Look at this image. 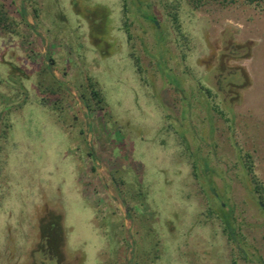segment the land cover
I'll list each match as a JSON object with an SVG mask.
<instances>
[{"label":"rangeland","instance_id":"obj_1","mask_svg":"<svg viewBox=\"0 0 264 264\" xmlns=\"http://www.w3.org/2000/svg\"><path fill=\"white\" fill-rule=\"evenodd\" d=\"M0 1L30 23L0 32V130L12 122L0 137V264H57L38 249L47 215L64 227L68 264H233L224 205L242 233L236 264H264V211L240 158L251 153L264 183V10L240 0ZM177 2L186 40L169 17ZM44 62L65 86L61 108L40 103ZM90 78L103 110L81 97Z\"/></svg>","mask_w":264,"mask_h":264},{"label":"trees","instance_id":"obj_2","mask_svg":"<svg viewBox=\"0 0 264 264\" xmlns=\"http://www.w3.org/2000/svg\"><path fill=\"white\" fill-rule=\"evenodd\" d=\"M220 2L222 4H228L230 2H235L236 0H194V3L196 6L203 5L206 2ZM244 3L260 7L262 10H264V0H240ZM125 5L127 6V2H125ZM178 2L170 4V11H169V17L171 20V23L173 27L176 29L178 34L182 36L183 39H187L186 34L182 31L181 21L179 17L178 12ZM36 10V9H35ZM17 15H14L11 13L10 9L7 7L6 2L0 1V32L3 33H11L14 35H20L21 28L24 25H30L29 21L25 17V10L23 7H19L16 9ZM126 11L128 12V8H126ZM37 16V15H36ZM125 30L127 33V36L129 38H132L131 24L125 19ZM132 57L135 60L136 65L142 70L140 58L139 56L135 55L134 51L131 52ZM51 65L47 62H44L40 73H42V76L38 79V90L41 94L40 96V103L45 106H50L55 109L61 108L58 107V103L65 100L64 92H66L65 86L63 85V82L57 79L56 75L53 73V71L50 69ZM48 75V80L46 78V75ZM14 77V76H13ZM15 78V77H14ZM19 80V79H18ZM17 80V81H18ZM21 86L24 87V85L20 82ZM203 87V86H202ZM81 92V97L86 105V107L89 109V111H96V110H103L106 108V97L103 93L101 87L99 86V83L95 80H92L90 78L88 87L79 88ZM203 89L206 91L207 97L213 96V92L209 87H203ZM27 99H29V95L26 93L22 99L17 105L16 108H19L23 102H26ZM213 109L218 112L219 114L223 115V111L220 110L219 105L215 103L213 105ZM12 128V122L10 120L3 119V127L0 130V137L7 138L9 137V132ZM1 148V146H0ZM189 153V151H188ZM252 155L251 153L247 152L246 154H240L241 158V164H242V170L246 176V178L250 181L252 185V191L254 193V196L256 197V200L258 201L260 207L264 211V183L259 178L257 173L254 169V163L251 159ZM193 162L194 170L193 174L195 175L196 179L197 177V162L195 160ZM118 184L123 185L126 183V180L124 178H119V181L115 178ZM124 186V185H123ZM199 190L200 192L205 195L206 189L199 183ZM122 189V187H121ZM213 195H215V188H212ZM133 195L139 196L140 194L132 193ZM134 197V198H136ZM135 209V206H133ZM222 214L220 215L221 221H222V230L223 235L226 237V240L228 242V245H230L232 249V262L233 264H236V258H235V250L237 247V244L239 241H241V235L242 233L238 231L237 225L235 223V216L233 213V209L225 210V205L222 207H219ZM227 211V215L223 214V210ZM214 209L212 207H209L208 209V215H213ZM54 218V217H52ZM48 219V215L42 219V222L40 224V235L41 239L38 243V249L41 250L43 253H46L47 255L53 257L57 264H68L66 262V255L64 253L63 245H64V236H65V230L64 227L61 225V223L58 220L54 219ZM61 220V218H60ZM239 235V238H238ZM238 240V241H237ZM161 240L158 237L156 242L154 243V246H160ZM241 248V247H240ZM243 252H246V249L242 247ZM157 251V250H156ZM241 251V249H240ZM138 255V252H137ZM136 255V256H137ZM158 257V255L156 256ZM144 264L151 263V258L147 256L145 259Z\"/></svg>","mask_w":264,"mask_h":264}]
</instances>
